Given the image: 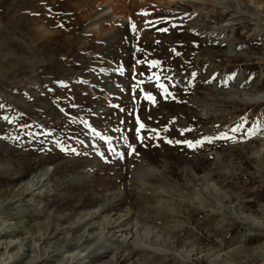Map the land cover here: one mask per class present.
Here are the masks:
<instances>
[{
    "label": "rangeland",
    "instance_id": "1",
    "mask_svg": "<svg viewBox=\"0 0 264 264\" xmlns=\"http://www.w3.org/2000/svg\"><path fill=\"white\" fill-rule=\"evenodd\" d=\"M239 1L249 12L264 6ZM193 9L185 0H0V198L9 180L48 171L43 206L63 224L107 194L130 193L132 208L136 188L171 196L167 181L185 182L189 168L225 174L245 213L264 215V175L252 155L264 139V100L223 95L264 93V29L255 33L248 18L234 27L231 55L190 29ZM219 15L210 13L212 24ZM139 164L153 171L141 178ZM189 228L204 248L221 245L196 221ZM247 228L245 248L215 264H264V228ZM223 229L238 249L246 228ZM47 254L14 264H57Z\"/></svg>",
    "mask_w": 264,
    "mask_h": 264
},
{
    "label": "bare ground",
    "instance_id": "2",
    "mask_svg": "<svg viewBox=\"0 0 264 264\" xmlns=\"http://www.w3.org/2000/svg\"><path fill=\"white\" fill-rule=\"evenodd\" d=\"M185 1L194 8L189 16L193 19L190 29L198 31L207 43L226 45L231 55L236 54L237 49L227 39V34L234 27L248 18L247 21L255 27V33L260 35L262 27L264 29L262 5L249 12L250 8L239 0H199V6L193 0ZM256 2L262 4L263 1L253 0ZM215 11H219L220 19L225 18L217 25L212 24L210 17V13ZM105 15L109 13L105 12ZM127 53L126 50L118 52L116 60L124 64L123 55ZM242 93L226 91L223 95L226 99L236 98L242 103L264 100V93L252 96ZM261 140L260 149L252 155L263 176L264 139ZM93 170L90 168L81 174H89ZM134 171L135 175L142 174V178L153 169L140 165ZM225 176L220 174L216 177L212 173L199 176L188 168L184 170L185 182L173 177L174 183L166 180V189L171 196H165L163 191L148 195L141 187L136 188L132 208L128 205L130 193L107 194L102 203L83 210L72 219H67V216L63 224L61 219L64 218L43 206V198L51 184L48 171L40 170L24 180H9L0 198V264H14L25 258L29 263H35L37 252L42 250L47 251L46 258L55 259L57 264H155L158 260L162 264L169 260L171 264H215L218 260L225 261L231 257L232 251L245 248L251 236L247 226L264 228V215L246 214L240 194H231V190L225 188ZM80 178L83 177L73 180ZM143 180L140 179L141 183ZM263 210L260 209L261 212ZM7 212L13 213L12 216H7ZM216 214L221 217L215 224ZM191 221L214 233L221 245L211 249L201 246L200 237L189 228ZM235 221L246 231L240 239L241 246L229 249V231L223 228Z\"/></svg>",
    "mask_w": 264,
    "mask_h": 264
},
{
    "label": "snow or ice",
    "instance_id": "3",
    "mask_svg": "<svg viewBox=\"0 0 264 264\" xmlns=\"http://www.w3.org/2000/svg\"><path fill=\"white\" fill-rule=\"evenodd\" d=\"M165 31H166V29H165ZM161 87H163V86H161ZM164 94H165L166 97L171 95V93H168L166 89L164 90ZM148 99H149V100H154V98L151 97V96H149ZM0 107H2V106H0ZM5 119H6V118H5ZM143 127H144L143 124H141V125H140V128H143ZM231 131H233V132L239 131V127H237V128H233V129H231ZM245 135H248V133L245 132ZM218 138H222V137H218ZM141 140H142V138H141ZM233 142H235V141H233ZM169 143H171V141H169ZM189 143H190V142H189Z\"/></svg>",
    "mask_w": 264,
    "mask_h": 264
}]
</instances>
